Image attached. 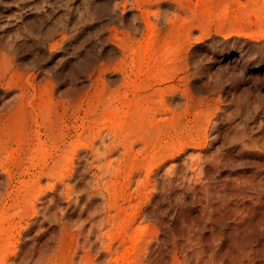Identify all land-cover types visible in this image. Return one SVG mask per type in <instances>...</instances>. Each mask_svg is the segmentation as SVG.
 <instances>
[{"label": "rangeland", "instance_id": "rangeland-1", "mask_svg": "<svg viewBox=\"0 0 264 264\" xmlns=\"http://www.w3.org/2000/svg\"><path fill=\"white\" fill-rule=\"evenodd\" d=\"M163 1L0 0V264H264V0Z\"/></svg>", "mask_w": 264, "mask_h": 264}, {"label": "bare ground", "instance_id": "bare-ground-1", "mask_svg": "<svg viewBox=\"0 0 264 264\" xmlns=\"http://www.w3.org/2000/svg\"><path fill=\"white\" fill-rule=\"evenodd\" d=\"M106 1H109V0H106ZM180 1V0H179ZM164 2V1H163ZM259 2V0H247L245 2L246 6L247 7H253V5L257 4ZM132 7H134V11L136 10V13L133 11L131 12V17L129 19H125L124 18V14H121L120 17H119V21L122 23V25L124 27H126L127 29H129L131 32L133 33H136L140 30V25H141V20H143L145 18V14L143 12V10H140V7L136 6L135 5H131ZM136 6V7H135ZM162 8H163V13H168L170 9H173V10H184L182 8V4L178 2V0H166L163 4H162ZM186 13H188L189 15H192L194 13L193 10H189L187 11ZM157 21H162L165 19V17L163 16V14H158L157 17H156ZM120 23V24H121ZM147 23V22H146ZM149 24V23H148ZM189 24L190 26H193L195 24V21L193 20V18L189 21ZM194 27V26H193ZM226 32L230 33V34H234L236 35V39H241V37H243V41H250V38H253L254 36L252 34H247V33H244L243 30L241 29H235V28H229V29H226ZM241 36V37H240ZM8 36H0V54L2 56V59L1 61L4 63V65L6 64V66H9L11 67L13 64V62H11L9 60V56L7 54V50H9L12 45L10 44V41L9 39L6 40ZM258 37H263L262 39H264V31L262 32L261 35H258ZM226 39V38H225ZM256 39V38H255ZM257 40V39H256ZM255 41V40H254ZM261 42L257 41L256 44L259 45ZM127 47V45L124 43V42H120V43H116L114 48L115 49H121L123 52L125 51L124 49ZM244 47V46H243ZM128 50V49H127ZM250 50V49H249ZM252 50V49H251ZM123 54V53H122ZM127 55V54H126ZM244 56V59L246 61H251V60H255V55L254 53H248L247 51L244 52L243 54ZM190 60L189 62L191 61L192 62V59H191V56H189ZM125 60L124 58L120 59L119 63H118V66L119 68L117 67H114L112 69V71L115 73V72H119V73H126L127 72V69H126V66H125ZM191 64V63H190ZM190 67V66H189ZM192 67V66H191ZM190 67V68H191ZM193 69V68H192ZM189 70V69H188ZM194 75V72H190L188 74V85H191L192 88L194 87V82L197 80L193 79V76ZM3 77L0 76V83H1V80H2ZM188 88V87H187ZM189 90V88H188ZM181 94H185L183 92H180ZM190 93V92H188ZM191 94V93H190ZM179 95V94H178ZM191 96V95H190ZM174 101V100H172ZM250 130L252 131V128H250Z\"/></svg>", "mask_w": 264, "mask_h": 264}]
</instances>
